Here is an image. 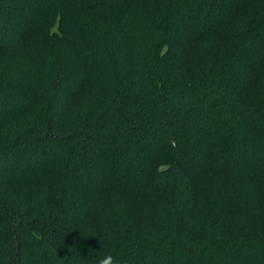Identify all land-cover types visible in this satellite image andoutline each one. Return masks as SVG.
<instances>
[{
	"label": "trees",
	"instance_id": "16d2710c",
	"mask_svg": "<svg viewBox=\"0 0 264 264\" xmlns=\"http://www.w3.org/2000/svg\"><path fill=\"white\" fill-rule=\"evenodd\" d=\"M172 2L0 0V264H257L264 231L241 208L198 210L177 153L220 134L244 148L259 137L246 150L264 152V81L255 97L240 89L264 71V0H177L183 20ZM237 8L250 19L231 25L236 48L218 60L211 16L236 23ZM182 32L200 43L189 65ZM57 155L71 168L55 170ZM106 180L133 190L111 192L89 233Z\"/></svg>",
	"mask_w": 264,
	"mask_h": 264
},
{
	"label": "rangeland",
	"instance_id": "374dc122",
	"mask_svg": "<svg viewBox=\"0 0 264 264\" xmlns=\"http://www.w3.org/2000/svg\"><path fill=\"white\" fill-rule=\"evenodd\" d=\"M177 4V0H173L172 5L177 6V9L179 11L181 10V13L176 12L172 15L178 17L180 16V20H183L187 16L189 9L181 8V6ZM206 10L207 7L202 8L200 14H204ZM241 13L242 11L239 12L237 8L235 13V19L237 17L236 23H233L235 20H231L230 22L227 17L218 18V11L215 14H212L211 18L214 20L212 23V25H214L212 30L214 33L210 32L206 37L213 36L217 39L216 46L219 48H217L214 58L223 60L229 56L228 54L232 48H236V46L232 43L230 35L227 33L231 25L232 28H239L238 21H241L243 29L247 26V20L250 18L240 15ZM228 16L231 18V14H228ZM229 24L230 26L228 27ZM26 30L27 29L25 28L23 31L18 33V41H20L23 36L27 35L28 31ZM53 31H58L57 24L52 29V32ZM182 35L183 37L181 38H183V40L180 44L182 49V58L187 62V65H189L192 58L198 53L200 43L194 41L195 37L191 35L185 34L184 32H182ZM256 68L255 64V66L249 70L245 79L240 83V89H245L249 97H255L258 95L260 86L264 81V71L258 72L255 70ZM93 77L94 79L96 78L95 67L92 74H90V83ZM25 87L29 90L32 87L31 76L28 77ZM235 137V134H220L218 137H214L209 140V145L206 147L205 144L207 142L200 139L194 147L188 145L185 148L180 149L177 153V157L180 158V161L184 165L185 169L189 171L194 180L198 210H202L209 204L216 205L218 208L224 210L233 207L241 208L246 214V217L251 220V222L259 225V229L261 231H264V174H262L259 182L256 178L251 177L248 172L261 171L264 173V152H261L260 154L259 151L253 152L246 150L247 147L252 148L253 143L256 146L261 145L259 144L261 140L259 137L257 139L254 138L256 140H252V137H249V142L244 148L240 145L239 140L236 141ZM200 144L205 147L201 152L199 151V149H202ZM210 152L211 155L209 156L208 153ZM48 155V152L45 154L41 152L37 155L36 159L38 162L35 163V166L38 171L49 170V167H44L45 164L43 161L49 159ZM52 158L54 157L51 156L50 159L52 160ZM57 158L60 159V161L59 165L57 164L59 167H56L55 170H67L71 168L68 167L70 161H65L63 157L58 155ZM47 162L51 163L49 160ZM111 164L112 163L109 165L107 164L108 166L106 168L101 165L102 171L107 170L113 175L112 178H115L121 173L118 171V167H116L118 169L112 168ZM28 169L32 168L24 167V171H27ZM106 184L112 191H109L108 188L105 189V198L103 197L104 199L100 203H96L94 206L95 208L87 213L85 219H83L82 225H80L82 229H86L89 233L90 231L93 232L96 228L99 229L105 223L108 211L111 208V192L123 195L133 190H130V187L126 188L121 180H106ZM94 186V181L87 182L86 184L90 198L93 196V192H95V190L99 193V190ZM258 258L264 259L263 252L262 254H259L256 261L253 262L257 264H264L263 261L258 262Z\"/></svg>",
	"mask_w": 264,
	"mask_h": 264
}]
</instances>
